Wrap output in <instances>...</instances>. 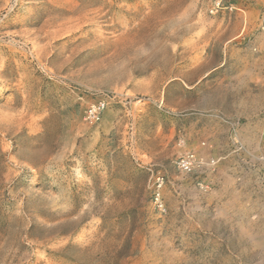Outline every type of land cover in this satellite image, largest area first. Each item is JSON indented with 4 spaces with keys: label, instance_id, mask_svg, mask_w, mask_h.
Returning a JSON list of instances; mask_svg holds the SVG:
<instances>
[{
    "label": "rangeland",
    "instance_id": "rangeland-1",
    "mask_svg": "<svg viewBox=\"0 0 264 264\" xmlns=\"http://www.w3.org/2000/svg\"><path fill=\"white\" fill-rule=\"evenodd\" d=\"M0 264H264V0H0Z\"/></svg>",
    "mask_w": 264,
    "mask_h": 264
},
{
    "label": "built area",
    "instance_id": "built-area-1",
    "mask_svg": "<svg viewBox=\"0 0 264 264\" xmlns=\"http://www.w3.org/2000/svg\"><path fill=\"white\" fill-rule=\"evenodd\" d=\"M107 106L105 101H99L93 105H90L85 111L86 120L93 122L96 121L99 117V114L105 109ZM178 166L181 171L189 172L192 169V158L191 156H183L180 158ZM159 181V179H158ZM160 208L162 207L159 204Z\"/></svg>",
    "mask_w": 264,
    "mask_h": 264
}]
</instances>
